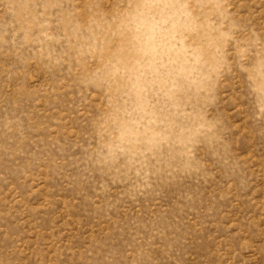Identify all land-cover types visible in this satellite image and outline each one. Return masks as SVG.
<instances>
[{"label":"rangeland","instance_id":"1","mask_svg":"<svg viewBox=\"0 0 264 264\" xmlns=\"http://www.w3.org/2000/svg\"><path fill=\"white\" fill-rule=\"evenodd\" d=\"M0 264H264V0H0Z\"/></svg>","mask_w":264,"mask_h":264}]
</instances>
